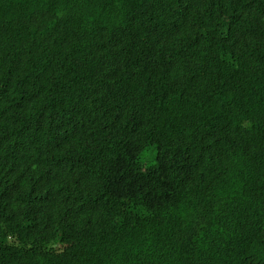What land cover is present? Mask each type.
Instances as JSON below:
<instances>
[{"label": "trees", "instance_id": "1", "mask_svg": "<svg viewBox=\"0 0 264 264\" xmlns=\"http://www.w3.org/2000/svg\"><path fill=\"white\" fill-rule=\"evenodd\" d=\"M0 264H264V0H0Z\"/></svg>", "mask_w": 264, "mask_h": 264}, {"label": "rangeland", "instance_id": "2", "mask_svg": "<svg viewBox=\"0 0 264 264\" xmlns=\"http://www.w3.org/2000/svg\"><path fill=\"white\" fill-rule=\"evenodd\" d=\"M148 152L145 153V155L141 158V161L144 163V164H148L150 162H152V159L151 158H147V154Z\"/></svg>", "mask_w": 264, "mask_h": 264}, {"label": "clouds", "instance_id": "3", "mask_svg": "<svg viewBox=\"0 0 264 264\" xmlns=\"http://www.w3.org/2000/svg\"><path fill=\"white\" fill-rule=\"evenodd\" d=\"M234 141H236V140H234Z\"/></svg>", "mask_w": 264, "mask_h": 264}]
</instances>
